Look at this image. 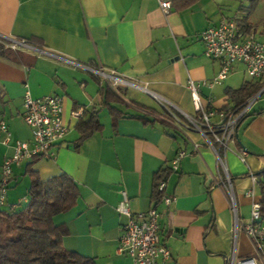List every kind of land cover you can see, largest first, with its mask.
Segmentation results:
<instances>
[{
  "label": "crops",
  "instance_id": "0c3cea01",
  "mask_svg": "<svg viewBox=\"0 0 264 264\" xmlns=\"http://www.w3.org/2000/svg\"><path fill=\"white\" fill-rule=\"evenodd\" d=\"M222 2L198 0L184 9L172 2L166 14L158 0H0V114L13 136L10 145L0 144L5 148L2 163L22 134L25 92L33 97L61 95L69 125L65 143L55 160L39 158L34 168L42 178L67 173L79 185L74 207L56 217L70 230L62 240L65 248L98 264H134L119 252L128 219L118 206L125 193L133 214L147 211L154 202L156 173L165 169L167 193L176 200L170 209L162 207L161 237L171 250L164 264H229L234 253L237 258L254 255L251 239L244 232L236 238L235 226L238 219L248 222L252 203L262 199L252 176L264 169V92L238 125L229 148L220 151L224 165L201 130L179 124L174 116L192 108L190 116L196 115L189 78L200 84L205 105L211 102L219 110L234 105L229 89L258 82L243 64L221 83L213 82L221 64L206 55L201 32L226 18ZM8 38H36L41 47L12 50L3 44ZM100 65L119 77L120 84L112 87L98 76ZM102 85L115 95L105 96ZM154 93L169 103L164 105ZM106 100L127 115L115 120ZM92 109L99 110L103 127L75 150L77 124ZM74 111L81 115L73 116ZM128 115L144 116L148 122ZM28 136L30 140L31 130ZM182 150L191 155L173 170L172 161ZM27 165L14 166L13 177L17 183L22 175L29 190ZM229 181L237 210L225 190ZM251 190L254 197L247 195Z\"/></svg>",
  "mask_w": 264,
  "mask_h": 264
},
{
  "label": "built area",
  "instance_id": "2783aa9c",
  "mask_svg": "<svg viewBox=\"0 0 264 264\" xmlns=\"http://www.w3.org/2000/svg\"><path fill=\"white\" fill-rule=\"evenodd\" d=\"M158 1L164 13L171 11V0ZM201 38L205 45L206 55L221 64V70L214 79V83H221L225 80L237 64L245 66L252 80L264 83V29L254 28L248 31L237 19L226 17L218 24L205 28L201 32ZM3 44L12 50L30 46L25 38H8L3 41ZM95 72L110 82L112 87L120 84V78L108 72L102 65L98 66ZM187 88L193 99L196 115L185 114L189 123H184L175 114L174 116L179 124H190L201 130L224 165L225 160L221 157L220 151L229 148L230 139L234 136L240 121L249 113L258 95L240 107L230 106L219 110L212 107L211 102L209 106L205 105L200 94V84L193 78H189ZM153 95L164 105L169 103L158 94ZM80 115L79 111L73 112L75 117ZM22 116L31 130L32 137L26 141L15 140L13 153L4 160L0 173V206L6 204L7 192L13 181L14 166L39 158L55 160L69 131L64 114V100L59 94L33 97L27 90L24 94ZM215 116L219 118L217 122L213 121ZM205 128L208 132H205ZM12 141L10 127L0 114V144L8 146ZM195 147L197 148L198 145L195 144ZM245 154L242 152V160H245ZM188 155L191 153L185 150L179 151L172 161L171 168L177 170L181 160ZM252 178L256 181L255 176ZM225 188L232 208L237 210L236 194L231 181L225 185ZM155 190L158 196L154 198L152 206L147 211L133 214L125 193L123 201L118 206L119 212L126 215L128 219L120 240L119 252L131 257L134 264H164L171 258V250L161 237L160 220L162 207L170 209L176 198L167 193V178L165 177L158 180ZM247 195L254 197V192L251 190ZM19 203L22 202L19 201ZM239 232H244L251 239L254 255L237 258L234 253L229 264H264V216L261 213L259 201L252 203L251 218L248 222L237 220L236 238Z\"/></svg>",
  "mask_w": 264,
  "mask_h": 264
},
{
  "label": "trees",
  "instance_id": "16d2710c",
  "mask_svg": "<svg viewBox=\"0 0 264 264\" xmlns=\"http://www.w3.org/2000/svg\"><path fill=\"white\" fill-rule=\"evenodd\" d=\"M197 1L172 0L177 9L188 8ZM257 1L251 0V6L253 7ZM239 22L248 31L257 28L248 21L247 17ZM27 42L41 47L36 38L27 39ZM263 87L264 83L248 81L238 89H229L227 93L234 103L233 107L237 108L256 97ZM101 91L108 97L115 95L108 85H102ZM106 103L115 120L127 115L115 106H111L110 101L106 100ZM227 108L228 106L222 109ZM87 112H90L88 116H86ZM84 113L77 124L80 137L73 143L75 150H79L86 139L103 127L98 117L99 110L92 109ZM128 117H136L144 119L145 123L148 122L144 116L128 115ZM36 160L28 162L25 171L31 179L27 202L19 203L18 207L13 206L9 210L0 208V264H98L95 258L63 246L62 240L70 230L66 223L56 220L58 215L71 210L76 204L80 195L78 183L64 172L42 178L39 171L34 168ZM166 172L162 169L156 173L155 188L159 179L166 178ZM253 176L261 187V213L264 216V169L253 173ZM157 196L154 190L153 198Z\"/></svg>",
  "mask_w": 264,
  "mask_h": 264
},
{
  "label": "rangeland",
  "instance_id": "374dc122",
  "mask_svg": "<svg viewBox=\"0 0 264 264\" xmlns=\"http://www.w3.org/2000/svg\"><path fill=\"white\" fill-rule=\"evenodd\" d=\"M220 2H222V0H220ZM222 3L224 4L223 10L227 18L228 17L235 18L237 19V21H240L244 17L251 16L253 20L257 22L255 26H258V27L264 26V0H258L253 7L251 6V3H252L251 0H223ZM121 92L124 95V97L127 96L129 98L126 92L124 91H121ZM150 103L154 104V101H152L151 99ZM104 112L108 113V110L104 109ZM179 113L176 112V115L180 116V118H182L181 120L184 123H186L188 121V118L185 115V113L192 115L194 114V109L192 108L190 110H185V113H182V112H179ZM19 129L22 131V134L18 133V136H17L18 140L26 141L29 137L28 135H30L29 127L25 124V122H23L22 120H19ZM4 150L5 148L0 146V163H2V158H3L2 156H3ZM3 163H4V160H3ZM3 163L0 165H3ZM1 170H2V167H1ZM17 180H18L17 183L14 182V177H13V181H12L13 184L10 186L7 192L6 204L0 206L1 209L9 210L13 206L18 207L17 205L19 204V201H21L22 204H24V201L26 200V198L27 197L29 198V190H28V187H24L23 176L19 174L17 176Z\"/></svg>",
  "mask_w": 264,
  "mask_h": 264
},
{
  "label": "water",
  "instance_id": "95a60500",
  "mask_svg": "<svg viewBox=\"0 0 264 264\" xmlns=\"http://www.w3.org/2000/svg\"><path fill=\"white\" fill-rule=\"evenodd\" d=\"M264 92V87L258 92V96Z\"/></svg>",
  "mask_w": 264,
  "mask_h": 264
}]
</instances>
